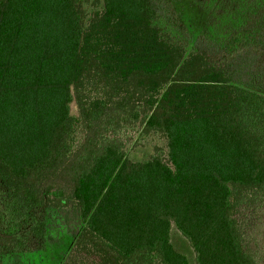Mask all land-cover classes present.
Segmentation results:
<instances>
[{"label": "trees", "instance_id": "trees-1", "mask_svg": "<svg viewBox=\"0 0 264 264\" xmlns=\"http://www.w3.org/2000/svg\"><path fill=\"white\" fill-rule=\"evenodd\" d=\"M159 12L0 0V264L37 249L47 207L83 223L64 264H188L171 228L195 264H264L238 219L264 206V19L187 53ZM133 131L164 150L131 162Z\"/></svg>", "mask_w": 264, "mask_h": 264}, {"label": "rangeland", "instance_id": "rangeland-1", "mask_svg": "<svg viewBox=\"0 0 264 264\" xmlns=\"http://www.w3.org/2000/svg\"><path fill=\"white\" fill-rule=\"evenodd\" d=\"M159 17L154 24L165 40L181 45L185 51L220 50L222 41L238 29H248L245 22L264 19V0H159ZM256 12V13H255ZM216 53V52H214ZM69 113L77 117L74 103ZM156 148L164 150L165 140L158 133L130 132L125 136V155L131 162L150 158ZM45 235L32 253L2 257L3 264H64L72 249L81 219L70 209L47 207L43 210ZM238 219L249 237L253 249L264 248V206L242 210ZM170 242L188 264L194 263V253L187 240L175 229L170 230Z\"/></svg>", "mask_w": 264, "mask_h": 264}]
</instances>
